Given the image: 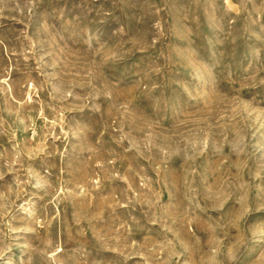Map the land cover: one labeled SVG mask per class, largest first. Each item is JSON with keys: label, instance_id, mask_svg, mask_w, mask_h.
<instances>
[{"label": "rangeland", "instance_id": "rangeland-1", "mask_svg": "<svg viewBox=\"0 0 264 264\" xmlns=\"http://www.w3.org/2000/svg\"><path fill=\"white\" fill-rule=\"evenodd\" d=\"M0 264H264V0H0Z\"/></svg>", "mask_w": 264, "mask_h": 264}]
</instances>
